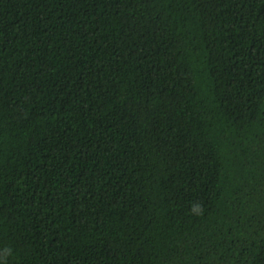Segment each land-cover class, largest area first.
I'll list each match as a JSON object with an SVG mask.
<instances>
[{"label": "trees", "instance_id": "1", "mask_svg": "<svg viewBox=\"0 0 264 264\" xmlns=\"http://www.w3.org/2000/svg\"><path fill=\"white\" fill-rule=\"evenodd\" d=\"M0 264H264V0H0Z\"/></svg>", "mask_w": 264, "mask_h": 264}, {"label": "clouds", "instance_id": "2", "mask_svg": "<svg viewBox=\"0 0 264 264\" xmlns=\"http://www.w3.org/2000/svg\"><path fill=\"white\" fill-rule=\"evenodd\" d=\"M202 205L199 202H194L191 211L196 214H202Z\"/></svg>", "mask_w": 264, "mask_h": 264}]
</instances>
